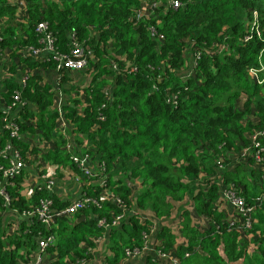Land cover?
I'll return each mask as SVG.
<instances>
[{
	"label": "trees",
	"instance_id": "1",
	"mask_svg": "<svg viewBox=\"0 0 264 264\" xmlns=\"http://www.w3.org/2000/svg\"><path fill=\"white\" fill-rule=\"evenodd\" d=\"M172 1L23 0L24 20L0 28V60L10 48L12 73L18 64L56 68V84L69 83L59 113L54 84L39 72H28L23 82L7 79L0 92V187L7 201L0 194V207L26 215L42 199L57 210L70 204L45 184L26 192L38 140L52 144L42 161L78 175L81 199H89L58 214L50 228L26 216L8 231L0 219V264H27L38 238L48 235L45 251L54 255L46 264H88L95 241L105 237L106 264H122L127 251L144 247L153 219L169 216L179 202V235L169 225L156 233V249H173L176 264H264V199L245 231L221 206L224 189L247 202L264 193V149L259 160L251 156L258 149L252 136L264 131V0ZM10 4L0 0V18L15 13ZM40 21L56 52L68 54L73 43L84 48L87 65L79 72L89 75L86 83L71 84L72 70L58 68L52 52L23 53L44 46ZM61 114L72 135L58 128ZM257 141L264 148V135ZM7 144L23 162L9 176ZM74 154L96 161L93 177Z\"/></svg>",
	"mask_w": 264,
	"mask_h": 264
},
{
	"label": "crops",
	"instance_id": "2",
	"mask_svg": "<svg viewBox=\"0 0 264 264\" xmlns=\"http://www.w3.org/2000/svg\"><path fill=\"white\" fill-rule=\"evenodd\" d=\"M12 5L16 8L15 13L12 15H8V19L5 17L0 18V28L6 25V22H10L15 24L19 21H23L25 17L24 5H20V0H9ZM23 1V0H22ZM9 6V5H8ZM12 16V17H11ZM24 50V49H23ZM10 48H6L3 50V55L0 60V92L6 90L5 83L8 78H16L18 81L24 75L29 73H33L35 71L39 72L44 80L49 81L54 84L55 92V101L53 103V108L55 110L60 111L61 113V105L67 98V94L63 91V89L69 87V83L61 82L56 84L58 79L60 78V71L56 68H42L40 67L38 70H32L27 67L25 64H18L16 66V73L11 72V58L9 57ZM24 53V52H23ZM16 62H14V65ZM82 72V71H80ZM79 71L72 70L69 73V77L71 79V84H83L86 83L89 79V75H84ZM183 71H181V74ZM0 103V108H1ZM31 107V104H29ZM58 128L61 131L71 133V124L66 120V118L61 114L57 119ZM72 135V133H71ZM72 137V136H71ZM33 148L37 151L36 154H32L31 163L27 165V176L24 181V186H26V192H32V189L36 187L37 184H45L48 180L53 181V184L50 188V192L54 193L60 201L62 202H72L79 197L82 191V182L79 180L78 175L73 172L67 170L63 166H57L54 164L47 163L45 164L41 158V152L51 147L52 144L49 142H40L33 141ZM71 149V148H70ZM32 164V165H30ZM86 167H88L91 171L95 172L97 170L96 161H91L88 159L85 163ZM132 189L135 191L137 189V184L131 185ZM223 202L221 206L225 208L228 212V218L233 217L235 210L233 206L229 204L227 201L222 199ZM182 203H174L171 214L165 218H154L153 219V231L151 235L148 237L146 247L139 251L136 254L127 256L122 264H171V257L174 256L173 249H170L168 253L165 255L159 254L156 245L160 243L161 240L156 238V233L160 230L164 225H169L172 230L176 231L179 235V221L180 216L178 215V209ZM6 205V206H5ZM26 216L22 213H19L17 210L10 208L6 203H4V207H0V219L3 224H6L8 231H13L17 229L19 223L23 220H26ZM200 228L203 227V221L201 220ZM107 238H100L95 241L94 249L92 251V257L88 261V264H106V257L111 254V251L107 250L106 243ZM178 244H184L185 241L182 237L178 236L177 238ZM53 253L49 251H44L39 254L40 263L46 264L48 263L52 257ZM175 257V256H174ZM36 261V256H32L29 260L28 264L34 263ZM20 264V263H18Z\"/></svg>",
	"mask_w": 264,
	"mask_h": 264
},
{
	"label": "built area",
	"instance_id": "3",
	"mask_svg": "<svg viewBox=\"0 0 264 264\" xmlns=\"http://www.w3.org/2000/svg\"><path fill=\"white\" fill-rule=\"evenodd\" d=\"M20 5H24V2L22 0L19 1ZM173 6L179 5L178 1L174 0L172 1ZM46 23L44 21H40L37 24V30L43 34V42L44 46L41 49L33 48L32 46H27L24 48L23 52L25 54L33 55V56H41L48 52L54 53V55L58 58L59 63L57 67H65L66 69L74 70V71H83L86 68L87 65V56L84 48L77 43H73L72 48L70 49L68 54L61 55L60 53L56 52L54 49V46L52 44V37L50 34L46 31ZM257 35L259 34L256 29ZM251 35H245L244 39L250 38ZM254 70H252V74H254ZM27 74H24L19 81L23 82L26 78ZM10 108V107H8ZM12 134H16V128L12 132ZM264 135V131H260L255 133L252 136V142H254L255 147H258L256 152L254 154H251L255 159L259 160V150L264 149L261 147L260 142L257 141V138ZM12 150V157L10 166L8 169L4 171L6 176L12 175L15 171L19 170L23 166V162L20 159L19 152L10 144H7L4 148V152H8ZM72 160L77 164L78 167H81L84 171V173L87 175V177H93L94 172L91 171L88 167L85 166L86 161L89 159L88 155L84 154L82 156L79 155H72ZM220 166V164H219ZM74 174V173H73ZM79 180L81 178L78 176ZM82 182V181H81ZM53 184V181L48 180L47 183H45V186L47 188H51ZM83 185V184H82ZM82 193V191H81ZM0 194L4 196V198L7 201V195L4 190L0 187ZM223 199L227 201L229 204L233 206V209L235 210L234 216L231 220V223H238L239 226L243 225V228L239 227V229H242V231H245V229L250 228L251 222H252V213L254 212V208L256 203H259L262 199H264V193H262L261 196L256 197L253 201L247 202L245 198L241 195H237L232 188L224 189V191L221 193ZM88 198L81 199V194L77 199L72 201L69 205L64 207L62 210L52 209L51 208V202L47 199L40 200L38 206H36L33 210L29 211L25 216H36L37 219L42 221L48 228L52 227L54 225L55 217L60 213H73L79 208L83 207L84 204L88 201ZM122 217V215L116 216L112 225H115L119 219ZM50 235H48L45 238H38L37 241V251L34 252L33 256H36V261L31 264H39L40 263V257L39 254L41 252L45 251V248L47 245H49L51 241ZM147 243V242H146ZM146 243L142 249L146 247ZM141 249V250H142ZM141 250H133V251H127L128 255H133L138 253ZM159 254L165 255V253L157 250ZM176 258L173 256L171 257V264H176ZM28 264V263H27Z\"/></svg>",
	"mask_w": 264,
	"mask_h": 264
},
{
	"label": "water",
	"instance_id": "4",
	"mask_svg": "<svg viewBox=\"0 0 264 264\" xmlns=\"http://www.w3.org/2000/svg\"><path fill=\"white\" fill-rule=\"evenodd\" d=\"M76 220H77L78 222L81 221V220H84V215L81 214Z\"/></svg>",
	"mask_w": 264,
	"mask_h": 264
},
{
	"label": "rangeland",
	"instance_id": "5",
	"mask_svg": "<svg viewBox=\"0 0 264 264\" xmlns=\"http://www.w3.org/2000/svg\"><path fill=\"white\" fill-rule=\"evenodd\" d=\"M150 3V2H149Z\"/></svg>",
	"mask_w": 264,
	"mask_h": 264
}]
</instances>
